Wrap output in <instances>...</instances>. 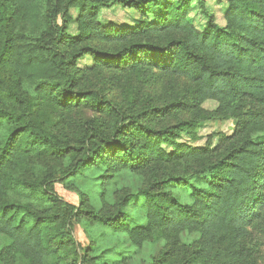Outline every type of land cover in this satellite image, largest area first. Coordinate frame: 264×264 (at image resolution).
Returning a JSON list of instances; mask_svg holds the SVG:
<instances>
[{"label":"trees","instance_id":"1","mask_svg":"<svg viewBox=\"0 0 264 264\" xmlns=\"http://www.w3.org/2000/svg\"><path fill=\"white\" fill-rule=\"evenodd\" d=\"M193 2L0 0V264H108L96 241H77V220L136 248L163 241L147 264H262L264 0H229L225 26L205 13L202 31ZM116 4L140 25H101ZM85 56L93 69L78 67ZM213 119L235 125L216 148L181 142ZM88 170L103 188L122 172L142 182L101 195L99 210L81 192L79 205L58 196L56 183ZM130 206L143 224L130 225Z\"/></svg>","mask_w":264,"mask_h":264},{"label":"rangeland","instance_id":"2","mask_svg":"<svg viewBox=\"0 0 264 264\" xmlns=\"http://www.w3.org/2000/svg\"><path fill=\"white\" fill-rule=\"evenodd\" d=\"M229 0H194L192 3L193 11L189 16L190 22L199 30H204L207 25V17L205 13L213 15L216 24L225 26V13L229 8ZM69 13L72 20L79 16L76 9H70ZM153 21L152 17L147 18ZM98 21L103 26H118L135 28L140 25L141 16L134 9H126L120 5H113L112 7H105L100 10ZM68 33L72 36L78 34L77 26L73 22L69 26ZM78 67L82 70H91L94 68V61L90 56H85L78 60ZM177 86H184L186 81L183 79L176 81ZM167 84L166 80L155 87L156 91H161ZM202 107L207 111H214L218 107V103L214 100H208L203 103ZM235 130V125L231 120H217L213 119L200 125L197 130V139L191 140L184 137L181 142H186L195 147L203 148L210 144L212 148L219 145L218 134L231 136ZM170 150V149H169ZM98 172L95 170L85 171L82 175H78L65 182H58L55 184V192L64 201L79 205V193L88 196L92 206L99 210L102 205L100 200L101 195L105 196L108 201H113L114 192L121 187H129L137 189L141 185V178L128 172H122L117 178L112 181V184L103 188L101 182L98 180ZM128 211L131 215L129 223L131 226L140 225L144 223L145 209L142 206H130ZM84 220L74 222V236L82 247H88L91 241H96L101 250L95 251V255L102 250L105 251V258L108 264H147L151 261V256L159 252L163 245V241H147L141 248H136L129 243L127 235L116 233L111 230H105L101 226H93V229L88 228ZM92 227V226H91ZM95 239V240H94ZM198 239L196 234L183 233L181 240L183 242H192ZM153 240V239H152ZM95 242V243H96ZM120 253V254H117ZM114 259V260H113ZM116 261H118L116 263ZM260 262L264 264V246L260 253Z\"/></svg>","mask_w":264,"mask_h":264}]
</instances>
